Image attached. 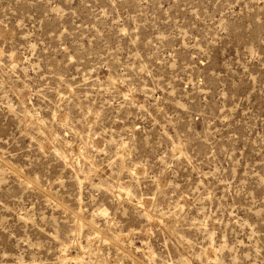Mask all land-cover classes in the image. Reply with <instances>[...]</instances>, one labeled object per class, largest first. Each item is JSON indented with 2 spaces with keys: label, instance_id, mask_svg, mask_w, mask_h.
<instances>
[{
  "label": "rangeland",
  "instance_id": "obj_1",
  "mask_svg": "<svg viewBox=\"0 0 264 264\" xmlns=\"http://www.w3.org/2000/svg\"><path fill=\"white\" fill-rule=\"evenodd\" d=\"M0 264H264V0H0Z\"/></svg>",
  "mask_w": 264,
  "mask_h": 264
}]
</instances>
